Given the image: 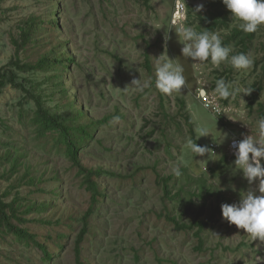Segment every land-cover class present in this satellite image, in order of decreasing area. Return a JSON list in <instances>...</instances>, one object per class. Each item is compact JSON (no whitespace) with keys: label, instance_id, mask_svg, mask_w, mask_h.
Here are the masks:
<instances>
[{"label":"rangeland","instance_id":"obj_1","mask_svg":"<svg viewBox=\"0 0 264 264\" xmlns=\"http://www.w3.org/2000/svg\"><path fill=\"white\" fill-rule=\"evenodd\" d=\"M145 1L0 0V71L11 69L15 58L34 63L58 43L68 42L76 57L67 75L68 97L75 99V108L55 88L54 67L15 69L24 86L8 82L0 89V156L13 155L10 161L0 160V191H10L6 201L19 197L22 210L29 202L48 204L47 209H34L13 221L34 234L51 254L45 260L34 240L0 230V264H264V242L252 241L221 212L223 203L238 202L242 192L256 185H249L242 170L236 169V158L226 155V165L217 167L231 139L237 134L255 135L256 122L264 117V25L255 31L250 45L249 68L231 70L230 62L216 67L210 59L183 57L176 32L186 26L205 30L194 9L187 23L190 6L203 4L205 13L212 0H184L187 19L175 23V0H149V5ZM54 7L60 29L51 26L56 20ZM33 16L43 24L32 33V41L24 43L23 30ZM240 23L232 16L229 28L216 33L224 41ZM230 40L225 45L230 56L243 50V45ZM57 52L60 55L61 50ZM160 55L183 66L187 87L180 92L168 95L155 87ZM141 74L142 79H151V87L143 92L130 86ZM221 78L252 91L230 99L216 97L219 114L205 102L213 103ZM201 88L207 89V97L198 96ZM39 98L51 112L73 116L77 108L83 110L77 123L87 125L93 137L82 147L81 160L87 168L103 170L96 179L101 191L97 201L68 158L58 131L44 130L37 121ZM183 100L187 111L180 109ZM187 113L193 131L185 120ZM114 116L120 117L119 122H113ZM198 126H206L214 136L197 139ZM223 134L227 138L218 144L216 139L219 142ZM188 140L213 148L214 160L208 154L195 156ZM15 158H20L16 168ZM158 173L172 177L170 197H165ZM32 177L35 180L29 182ZM91 208L87 232L78 244ZM168 216L184 224L198 220L205 225L180 229Z\"/></svg>","mask_w":264,"mask_h":264},{"label":"clouds","instance_id":"obj_2","mask_svg":"<svg viewBox=\"0 0 264 264\" xmlns=\"http://www.w3.org/2000/svg\"><path fill=\"white\" fill-rule=\"evenodd\" d=\"M222 3L232 13L233 18L241 23L239 29L245 33L255 32L260 25H264V0H222ZM179 8V3L177 4ZM204 5H198L194 11L196 13L203 10ZM175 23V20H173ZM180 41L182 56L191 58L193 61L206 62L219 67L222 62H230L235 69H247L251 66L252 60L245 53H237L230 56V48L223 46L221 37L210 31H196L191 26L181 27L177 31ZM169 37H165L167 41ZM132 61V60H130ZM138 62V61H133ZM140 72V70H139ZM141 73V72H140ZM133 90L143 92L151 87V79H133ZM155 87L163 94L171 95L173 92H180L187 87L184 76V68L179 63H173L167 56L160 55L155 64ZM252 90L240 88L226 82L223 78L216 81L215 96L213 103L205 102V107H212L214 111L220 112L219 106L215 105L216 97L220 99L234 98L237 94L251 93ZM200 98L207 97V89L201 88L198 92ZM224 113L227 114L225 111ZM228 115V114H227ZM120 117L114 116L113 122H119ZM235 120V119H233ZM253 131V130H252ZM197 139L202 136L214 134L206 126L195 128ZM227 134L220 137L218 144L223 143ZM235 148V167L242 170L243 178L247 180L250 187L241 193L238 202L223 203L221 205L222 217L231 225L238 229H243L252 241L259 239L264 242V117L256 122V134L246 135L243 139L233 140ZM188 149L195 156L208 154V159L212 158L216 152L209 146H200L192 140L187 141ZM179 170L176 175H179Z\"/></svg>","mask_w":264,"mask_h":264},{"label":"trees","instance_id":"obj_3","mask_svg":"<svg viewBox=\"0 0 264 264\" xmlns=\"http://www.w3.org/2000/svg\"><path fill=\"white\" fill-rule=\"evenodd\" d=\"M184 1V0H183ZM193 2H198L201 0H192ZM146 4L149 3V0L145 1ZM149 5V4H148ZM206 6L209 7L208 11L205 13H202L201 11L196 13L193 12L194 15H196V18L200 19L203 23L206 24L205 30L203 31H210V32H218L222 29L229 28L232 13L230 10L226 8V6L222 3V0H212L209 3L206 4ZM192 9H195L193 6H190V12L187 19V23L190 22L191 18V11ZM52 14L54 17H56V20L51 23V26H54L57 29H60L61 25L58 18V12L55 7L53 8ZM36 17L33 16L29 18V20L26 23L25 29L23 30V42L28 43L29 41H32V33L38 32L39 27L43 23H38ZM45 23L50 26V21L46 20ZM255 38V32L252 33H245L241 31L239 28H235L234 32L228 36V39L222 41L223 46L228 45L231 40H235L238 45H243L242 53H245L246 55L249 53L250 45L253 43V40ZM36 41V39H34ZM68 42L66 43H58L57 45H54L50 51L43 52L40 54V57L36 60V62H21L20 59L15 58L10 62L11 69L0 71V89L4 87L8 82L16 86H24V84H21L18 81V73H16L15 69L18 70H37V69H48L50 67L55 68V72L51 75V78H53L55 82V88L64 94L65 102H69L71 104V108H75L76 101L74 98L69 99V89L67 87V75L69 71L71 70V65L76 62V57L72 55L69 51V47L67 46ZM20 46V44H19ZM58 49L61 50L60 55L58 54ZM239 52V53H241ZM146 65L151 69V61L150 57L146 55ZM60 67H62L63 70H59ZM231 70H235V68L231 67ZM49 79L46 78V80ZM43 83V81H41ZM40 83V85H41ZM258 100V96L255 95L253 97V101L255 102ZM181 111L186 110L187 106L185 101L183 100L180 105ZM262 114H264V105H261ZM85 114L81 108H77V110L74 112L73 116L65 114H60L57 111L51 112L48 108H44L42 104V99H37V121L41 124L42 129L44 130H55L58 131L60 134L61 141L65 143V151L68 155V158L71 160V162L76 166L79 170V173L83 175L84 178V184L86 185V188L88 191L92 193V198L94 201H97V196L100 194V185L99 182L96 180L100 175L103 173V170L101 169H95V168H87L83 165L80 151L82 147L85 145L88 138L93 137V134L88 130V126L85 124H78L77 121L81 117H83ZM185 120L187 121V124L189 125V128L191 131H193V122L191 121L190 115L187 113L185 116ZM225 153L223 158H221V164L219 162V166L226 165L228 160V155ZM3 158H7L8 161H10V158H13V155L11 152H6L4 156H0V160ZM20 158L13 159V166L16 168L19 165ZM221 166V167H222ZM221 169V168H220ZM44 174V173H43ZM43 174L41 176H43ZM159 177V181L163 183L164 185V195L165 197H170L172 194V191L170 190V180H172L171 176L167 177H161L159 173L157 174ZM53 178H56L54 176ZM35 178H30L29 182L34 181ZM55 192V189L52 190ZM10 194V191H7L5 193H1L0 191V230L13 233L16 235V237L20 239H26V240H34L36 244L43 249L44 257L46 259H50L51 254L45 248V246L41 243H39L35 239V235L29 232L27 228H23L20 225L16 224L13 220L18 219L22 220V214L30 213L34 209H47L49 206L47 203L44 202V204H37V203H27L24 210H22V206L20 205L19 197L13 198V200L6 201L5 197H7ZM27 201V200H26ZM93 208L90 209V211L84 216V227L81 230L79 237H78V244L83 239L84 235L87 232V219L91 215ZM169 219L175 223L176 227L180 229L184 228H194L196 225L200 226L202 228L205 223L194 220L193 223L190 224H184L181 223L176 217L168 216ZM199 235V233H198ZM202 241V239L200 240Z\"/></svg>","mask_w":264,"mask_h":264},{"label":"built area","instance_id":"obj_4","mask_svg":"<svg viewBox=\"0 0 264 264\" xmlns=\"http://www.w3.org/2000/svg\"><path fill=\"white\" fill-rule=\"evenodd\" d=\"M178 3H179V8L177 7ZM187 13H188V8H187L186 2L183 0H175V10L173 13V20H175L176 22L177 21H180V22L185 21L187 19ZM217 106H219V108L221 109V105L219 103L217 104ZM218 113L221 114L222 112L220 111ZM243 138H244V136L237 134L231 139L229 146H228V149L226 150V154L230 158H236L234 155L235 148L233 146V140L239 141ZM215 147H217V145H215ZM262 162H264V158H262Z\"/></svg>","mask_w":264,"mask_h":264},{"label":"crops","instance_id":"obj_5","mask_svg":"<svg viewBox=\"0 0 264 264\" xmlns=\"http://www.w3.org/2000/svg\"><path fill=\"white\" fill-rule=\"evenodd\" d=\"M217 165V164H216Z\"/></svg>","mask_w":264,"mask_h":264}]
</instances>
